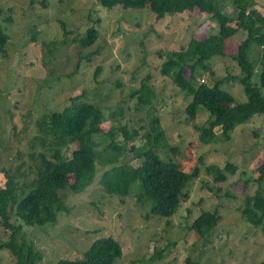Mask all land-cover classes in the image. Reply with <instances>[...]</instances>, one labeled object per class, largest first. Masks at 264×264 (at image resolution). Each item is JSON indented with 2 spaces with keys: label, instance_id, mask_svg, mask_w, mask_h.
Returning <instances> with one entry per match:
<instances>
[{
  "label": "rangeland",
  "instance_id": "obj_1",
  "mask_svg": "<svg viewBox=\"0 0 264 264\" xmlns=\"http://www.w3.org/2000/svg\"><path fill=\"white\" fill-rule=\"evenodd\" d=\"M255 1L254 8L264 16V0ZM223 5L226 15L237 16L232 0ZM0 26L9 35L0 54V188L7 174L20 183L34 178L41 153L50 154L42 145L45 133L40 123L74 98L98 105L108 118L106 130L146 126L149 113L157 115L170 144L169 149H158L160 157L175 160L187 172L199 169L187 187L189 198L171 217L147 219L149 205H138L137 190L121 197L104 189L100 178L109 166L99 163L97 177L86 190L61 191L67 210L55 224L23 228L20 241L35 243L42 254L39 264L80 260L97 239L107 236L122 246L117 264H264V228L253 227L241 213L245 196H264V114L237 126L229 140L203 143L200 134L209 114L200 108L192 118L187 113L192 98L160 72L163 52L179 51L192 39L218 33L210 15L195 9L159 19L149 4L134 8L106 7L101 0H0ZM91 29L98 31V40L84 47L80 40ZM257 29L253 26V31ZM243 38L238 32L229 39L226 55L210 60L212 72H201L198 78L212 86L229 77L224 89L238 103L246 96L231 79L241 75L232 56ZM262 50L252 47L255 64ZM259 69L256 65V72ZM185 75L189 77L188 69ZM148 77L156 96L150 107L132 97ZM252 83L258 84L257 74ZM96 139L105 153L110 140L103 134ZM116 139L122 141L121 133ZM76 147L72 143L63 153L69 156ZM229 163L237 170H224L229 176L224 182H216L207 171L208 165L225 168ZM132 164L139 165L140 160ZM205 212H217L220 220L211 234L202 237L194 225ZM9 235L0 223V243ZM0 264L17 261L10 251L1 250Z\"/></svg>",
  "mask_w": 264,
  "mask_h": 264
},
{
  "label": "trees",
  "instance_id": "obj_2",
  "mask_svg": "<svg viewBox=\"0 0 264 264\" xmlns=\"http://www.w3.org/2000/svg\"><path fill=\"white\" fill-rule=\"evenodd\" d=\"M224 1L101 0L106 7L121 4L142 8L149 4L159 19L198 9L217 23V34L204 40L192 39L179 51L169 50L161 54V75L192 98L187 113L196 118L200 108H204L209 114L207 125L203 126L200 134L203 143L229 140L237 126L264 114V16L254 8L255 0H232L237 16L229 17L224 12ZM253 26L258 29L253 31ZM238 32L244 38L232 57L241 75L231 79L242 87L246 96V101L241 103L236 102L234 95L224 89L229 77L216 81L212 86L198 79L201 72H212L209 61L216 56L226 55L227 41ZM98 35L96 29H91L80 40L81 45L91 47L98 40ZM8 43L9 35L0 26V54L5 52ZM254 45L263 48L257 64L251 58ZM256 65L260 68L257 72ZM187 69L189 77L185 75ZM256 74L258 84H253L252 78ZM148 82L149 77L133 92L132 97H136L140 105L150 107L156 96ZM77 100L72 99L71 104L61 111L52 112L39 122L45 133L41 138L42 145L46 150L48 146L50 154L41 153V163L34 178L20 183L13 175L7 174L5 184L0 188V223L10 233L8 241L0 243V251H10L17 264L42 262V254L33 241H20L23 228L55 224L58 215L67 210L61 191L69 189L73 193H80L86 190L97 177L99 163L109 166L100 178L104 189L109 194L121 197H127L132 190H137L135 196L138 205H149L150 210L148 208L145 216L147 219L149 215L171 217L179 203L189 198L187 187L199 173L198 168L187 172L175 160L160 157L158 149H169L170 144L157 115L150 112L146 126L131 129L122 126L116 131L110 127L106 130L104 124L108 118L105 112L96 104ZM121 114L120 111L112 117ZM217 128L221 131L217 132ZM119 133L123 136L121 142L116 139ZM98 134L110 140L105 153L99 149L101 143L96 139ZM72 143H76L77 147L67 156L63 150ZM134 160H140V164H132ZM224 170L235 173L237 166L232 163L225 168L216 164L207 166V171L214 175L216 182L228 180L229 176ZM134 184L137 185L132 189ZM241 213L253 227L264 228V196L259 193L245 196ZM219 220L217 212H205L198 217L194 229L205 237L212 233ZM82 256L80 260H59L56 264H117L122 259L123 250L116 239L107 236L97 239Z\"/></svg>",
  "mask_w": 264,
  "mask_h": 264
}]
</instances>
